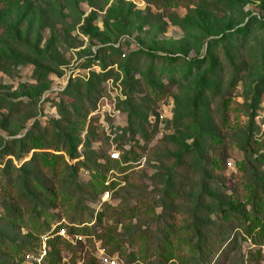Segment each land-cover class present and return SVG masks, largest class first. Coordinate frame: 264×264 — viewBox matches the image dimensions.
<instances>
[{
  "label": "rangeland",
  "instance_id": "1",
  "mask_svg": "<svg viewBox=\"0 0 264 264\" xmlns=\"http://www.w3.org/2000/svg\"><path fill=\"white\" fill-rule=\"evenodd\" d=\"M47 257L264 264V0H0V264Z\"/></svg>",
  "mask_w": 264,
  "mask_h": 264
},
{
  "label": "trees",
  "instance_id": "2",
  "mask_svg": "<svg viewBox=\"0 0 264 264\" xmlns=\"http://www.w3.org/2000/svg\"><path fill=\"white\" fill-rule=\"evenodd\" d=\"M206 78H207V74L203 75V77L201 78V83H202L203 81H205ZM114 162H115V161H114ZM107 188H108V187H107ZM222 211L225 212V214L227 213V214H228L227 216H230L229 213H228V211H227V209H225V210L222 209ZM78 219H80V223L83 222V218H82V216H81L80 218H78ZM58 239H59V238H58ZM58 239H56V240H58ZM206 243H207V242H206ZM44 260H45V264H54L53 262L48 261V260H49L48 257L45 258Z\"/></svg>",
  "mask_w": 264,
  "mask_h": 264
},
{
  "label": "built area",
  "instance_id": "3",
  "mask_svg": "<svg viewBox=\"0 0 264 264\" xmlns=\"http://www.w3.org/2000/svg\"><path fill=\"white\" fill-rule=\"evenodd\" d=\"M115 159H119V156H116V158Z\"/></svg>",
  "mask_w": 264,
  "mask_h": 264
}]
</instances>
